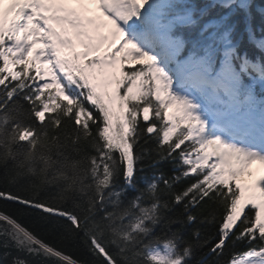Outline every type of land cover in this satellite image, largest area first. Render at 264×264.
Listing matches in <instances>:
<instances>
[{
	"label": "snow or ice",
	"instance_id": "6c2138e0",
	"mask_svg": "<svg viewBox=\"0 0 264 264\" xmlns=\"http://www.w3.org/2000/svg\"><path fill=\"white\" fill-rule=\"evenodd\" d=\"M251 4L0 0V240L64 264H264Z\"/></svg>",
	"mask_w": 264,
	"mask_h": 264
},
{
	"label": "trees",
	"instance_id": "16d2710c",
	"mask_svg": "<svg viewBox=\"0 0 264 264\" xmlns=\"http://www.w3.org/2000/svg\"><path fill=\"white\" fill-rule=\"evenodd\" d=\"M197 2L200 4H207L210 3V0H197ZM223 11L224 10H213L208 17L201 21V23H206L208 20L216 18L219 15H223ZM251 12L254 17L253 26L256 29L257 36L259 37L261 35H264V31H260V29H264V0H252ZM230 23L236 24V28L233 33V39L240 43L242 50L252 48V45L247 40V33L245 32L244 13L238 12V14L232 18V21H230ZM195 31L198 30H194L192 35L195 34ZM257 55H259L258 52ZM3 206V202H0V207Z\"/></svg>",
	"mask_w": 264,
	"mask_h": 264
},
{
	"label": "water",
	"instance_id": "95a60500",
	"mask_svg": "<svg viewBox=\"0 0 264 264\" xmlns=\"http://www.w3.org/2000/svg\"><path fill=\"white\" fill-rule=\"evenodd\" d=\"M26 259L29 264H64L55 257H47L43 254L33 256L25 251L17 250L16 246L6 237L0 240V264H13L16 259Z\"/></svg>",
	"mask_w": 264,
	"mask_h": 264
},
{
	"label": "rangeland",
	"instance_id": "374dc122",
	"mask_svg": "<svg viewBox=\"0 0 264 264\" xmlns=\"http://www.w3.org/2000/svg\"><path fill=\"white\" fill-rule=\"evenodd\" d=\"M252 168V173H253V176H255L256 174H258L262 169H264V166L262 165H259L258 163L257 164H253L251 166ZM253 176H245V179L248 183H252V179H253Z\"/></svg>",
	"mask_w": 264,
	"mask_h": 264
},
{
	"label": "bare ground",
	"instance_id": "6f19581e",
	"mask_svg": "<svg viewBox=\"0 0 264 264\" xmlns=\"http://www.w3.org/2000/svg\"><path fill=\"white\" fill-rule=\"evenodd\" d=\"M258 174H259V173H258ZM258 174H256V175H258ZM256 175H255V176H256ZM255 176H253V179L255 178ZM253 179H252V180H253Z\"/></svg>",
	"mask_w": 264,
	"mask_h": 264
}]
</instances>
